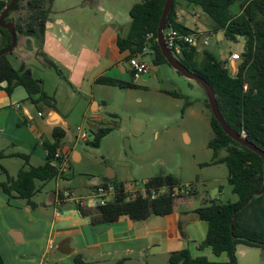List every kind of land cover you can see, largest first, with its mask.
Wrapping results in <instances>:
<instances>
[{
  "label": "rangeland",
  "instance_id": "obj_1",
  "mask_svg": "<svg viewBox=\"0 0 264 264\" xmlns=\"http://www.w3.org/2000/svg\"><path fill=\"white\" fill-rule=\"evenodd\" d=\"M29 1L23 0L20 10L11 14L15 24L25 25L33 14ZM102 1L107 5L111 0ZM83 4L84 0L45 1L46 11L49 13L50 10L59 11L63 7L66 12L70 11L63 16L67 18L66 22L71 28H92L96 21L103 23L106 20L104 13H99L96 18L93 13L80 11ZM238 10L239 5L232 8L234 13ZM185 18L186 27L199 34L201 51L196 56L199 67L205 63V52L225 62L230 54L240 53L244 49V38H239L236 43L223 34L219 39L213 32L210 20L203 14L193 16L185 13ZM24 38L25 36L20 35L19 43H24ZM34 45L36 46L35 42ZM7 58L16 70L21 69L22 62L15 50ZM24 58L30 61L27 68L31 69L33 77L43 81L45 92L60 93L63 101L59 99L56 108L66 112L64 116H67V110L74 104L68 97L71 87L66 83L58 85L61 79L56 71L38 62L40 57L37 60L31 56ZM145 61L154 71L150 79L144 80L141 77L136 80L128 73L125 79H121L134 83L135 88L95 86L92 106L100 105L101 111L93 114L91 106L85 119L78 112L72 117V123L75 122L69 126L65 139L60 143V153L68 158L65 172L60 173L56 180L46 183L42 191L32 199V205L26 200L9 198L0 189L1 231L4 230L8 235L12 230L21 231L27 234L28 240L31 229L44 234L47 231L46 226L54 219L55 208L49 204L53 192L59 189L70 190L77 198H89L94 194L95 184L102 182L109 171L116 176L114 182L124 184L126 190H132L133 184H138V188L142 189L145 181L156 176H175L179 184L189 185L193 189L191 193L175 198L174 207L181 213L194 212L213 203L225 205L238 201L228 183L227 165L219 162L227 156V152L221 150L215 157L213 150L209 148L214 133L211 127L212 113L206 106L204 89L168 64L155 66L150 56H146ZM228 68L232 73L233 68ZM174 93L180 97H175ZM11 97L12 103L0 110V154L20 153L28 155L30 160L27 165L19 157L2 159L0 163L6 172L0 173V183L7 182L8 178H16L22 169L44 165L47 162V153L42 143H54L53 129L45 124L50 107L32 104L27 100L28 94L22 87L16 88ZM24 105H27L32 115L25 113ZM80 118L82 120L79 121ZM100 129H108L110 133L95 147L92 143ZM83 135L86 136V141L81 139ZM74 153L79 155V160L77 155L74 158ZM67 206L63 211L68 212L74 204L68 203ZM56 210L63 212L61 207ZM189 228L194 231V237L199 244L206 239V222L200 221L189 225ZM12 243L11 257L7 255L5 264H40V259L30 255L42 250L43 238L35 242L29 240L22 245ZM187 243L189 249L185 250L194 258L206 257L210 262L228 261L226 254L218 257L209 248L201 251L192 241L188 240ZM130 257L131 260H127L125 264H170L159 247H151L143 255ZM236 257L238 264H264V247L239 246ZM42 264L53 263L46 260Z\"/></svg>",
  "mask_w": 264,
  "mask_h": 264
},
{
  "label": "trees",
  "instance_id": "obj_2",
  "mask_svg": "<svg viewBox=\"0 0 264 264\" xmlns=\"http://www.w3.org/2000/svg\"><path fill=\"white\" fill-rule=\"evenodd\" d=\"M22 1L16 3L13 11L20 10ZM45 1H29L33 14L25 25L16 24L17 44L20 35L34 40L44 38L49 14ZM165 3L166 0H145L143 3L135 4L130 10L129 32L125 37L121 36L118 39L120 51L130 52L129 59L150 46L154 52L153 64L155 66L168 64L157 43L158 27ZM183 3L199 9L210 20L214 33L221 32L228 40L236 43L239 38H244L242 60L238 62L235 75L230 72L227 62H221L206 52L205 63L199 67L196 61L198 47L185 48L177 58L189 71L211 85L216 94L220 113L231 129L264 151V0H174L166 29L173 26L180 33L199 35L177 21L178 8ZM8 5L0 3V16ZM236 5H239V10L234 13L232 8ZM148 35H151L150 40ZM11 41L10 33L0 27V51L7 49ZM49 65L57 70L52 63ZM3 83L7 85L3 87ZM96 84L121 89L136 87L134 83L105 76L99 77ZM18 87L26 90L27 100L32 104H44L55 108L52 99L43 89V81L34 78L30 68L22 64L18 71L12 66L7 55L0 57V89L12 96ZM173 95L180 97L177 93ZM206 106L210 110L207 100ZM211 127L214 138L210 141L209 148L213 150L215 157L221 150L227 152V156L219 162L227 165L228 183L233 193L237 195L238 201L225 205L213 203L195 211L199 220L208 225L207 237L198 245V249L202 251L209 248L218 257L226 254L228 261L210 262L206 257L194 258L188 250H182L170 254V264H238L236 257L238 246L264 247V195L255 197L246 205L249 197L261 190L264 185L263 160L256 153L228 137L213 115ZM109 133L108 129L98 130L92 145L98 147ZM65 137L66 132L63 129L54 128V143L48 141L42 143L47 152V162L39 167L20 170L16 178H8L7 182L0 183V189L9 198L26 200L32 205V199L42 191V187L60 176V172L51 165V161L55 154L60 152V143ZM6 157L22 158L27 165L30 160L28 155L20 153L9 155L1 153L0 161ZM2 172L6 170L0 163V173ZM114 181L110 182L116 188V198L113 202L97 209L77 207L81 216L89 218L92 225L113 224L122 217L143 222L152 216L165 217L173 213L175 197L171 194L154 201L140 196L130 198L125 193L124 184H116ZM180 186L182 185L176 177L168 174L147 180L146 190L172 191ZM0 264H5L1 253ZM75 264L87 263L79 256Z\"/></svg>",
  "mask_w": 264,
  "mask_h": 264
},
{
  "label": "crops",
  "instance_id": "obj_3",
  "mask_svg": "<svg viewBox=\"0 0 264 264\" xmlns=\"http://www.w3.org/2000/svg\"><path fill=\"white\" fill-rule=\"evenodd\" d=\"M144 1L111 0L106 5L102 0H84L80 11L93 13L96 18L99 13L105 14L106 20L103 23L96 21L92 28L86 26L71 28L66 22L67 18L63 16V14L66 16V13L70 11L66 12L64 7L59 11L50 10L44 38L34 40L35 51L23 46L19 52H16L26 67L30 65V61L25 59V56H31L35 60L40 57L42 61L37 60L38 62L56 71L61 79V83L58 85L66 83L68 87H71L68 97L74 101V104L67 110L69 111L67 116H64L67 114L66 112H61L62 110L56 108V104L59 105L57 101L62 99L60 93L58 91L46 92L55 105V108H50L45 118L47 126L53 130L57 127L61 128L67 133L69 126L75 122L72 123V117L77 112L85 119L91 110L92 101L95 99V86L98 85L96 80L99 77L105 76L121 80L125 79L127 73L132 75L128 65L130 52L120 51L118 39L121 36L125 37L129 32L132 7ZM185 13L193 16L202 14L199 9H194L185 3L181 4L178 8L177 21L184 26H186L184 23ZM217 35L221 39L219 34ZM198 51H201L200 45ZM242 52L243 50L240 54ZM150 57L153 61L154 56L150 55ZM49 63H52L57 70ZM229 66L233 68L232 74L235 75L237 63L229 64ZM12 98L4 90H1L0 110L7 108L12 103ZM24 107L25 113L32 115L27 105ZM99 111H101L100 105L94 104L92 113L97 114ZM52 116L57 118V125L48 124ZM80 120L82 119L80 118ZM39 133V135L42 134L41 131ZM73 155L74 158L77 155L79 160L77 153ZM101 184L103 182L95 184V188ZM60 192L63 191L59 189L50 195L49 204L54 206L55 214L49 226H46L47 231L42 234L41 231L31 229L30 232L29 240L34 242L40 238L44 240L42 250L35 251L33 255H30L40 259V264L46 260L53 264H75V260L79 256L88 264H119L120 262L125 264L127 260H131L130 256L143 255L151 247H159L162 254L169 260L171 253L189 249L188 240L196 244L198 249L199 243L194 237V231L189 228V225L200 222L195 211L181 213L174 207L173 213L168 216H152L143 222H135L128 217H122L113 224L92 225L89 218L81 216L74 202L67 201L61 206L57 204V195ZM68 203H73L74 206L65 212L63 208H67ZM60 207L63 212L56 210ZM185 225L188 227L186 228ZM29 240L27 234L21 231L12 230L8 235L4 230H0V253L4 262L7 255L11 257L12 242L22 245ZM50 243L54 244L53 248H50Z\"/></svg>",
  "mask_w": 264,
  "mask_h": 264
},
{
  "label": "built area",
  "instance_id": "obj_4",
  "mask_svg": "<svg viewBox=\"0 0 264 264\" xmlns=\"http://www.w3.org/2000/svg\"><path fill=\"white\" fill-rule=\"evenodd\" d=\"M11 0H0L1 4L8 5ZM165 44L168 49L175 53L177 56L181 55L185 48L198 47L199 46V35L195 33L183 34L176 30L173 26L165 29ZM151 39V35H148V40ZM154 52L147 46L144 48L143 52L139 55L128 60V65L132 76L134 79L138 80L141 77L148 75L151 71L149 65L145 61V57L153 55ZM242 60L240 53H232L226 58V62L229 64L238 63ZM81 139L86 141V136H81ZM68 160L67 155L58 152L55 154L51 161V165L56 167L60 173L65 172L66 161ZM147 181L143 183L144 187L142 189L138 188V184L132 185V190L125 193L128 194L130 198L142 197L144 199H149L151 201L157 200L160 197L171 194L173 197H179L192 192V187L180 186L174 188L172 191L169 189H159L147 192L146 190ZM116 198V188L112 183H104L97 186L94 190V194L91 197L77 198L75 193L70 190H64L57 195V204L61 206L64 202L72 201L77 207L97 209L99 207H104L107 204L113 202ZM54 244L50 243V248H53Z\"/></svg>",
  "mask_w": 264,
  "mask_h": 264
},
{
  "label": "water",
  "instance_id": "obj_5",
  "mask_svg": "<svg viewBox=\"0 0 264 264\" xmlns=\"http://www.w3.org/2000/svg\"><path fill=\"white\" fill-rule=\"evenodd\" d=\"M19 0H12L11 3L6 7V9L4 10L3 14L1 15L0 18V27H2L3 29H5L6 31H8L11 35L12 41L11 44L9 45V47L7 49H4L2 51H0V57L5 56L10 54L11 52H19L20 48L25 46L29 49L31 48L33 51H35V45H34V39L31 37H25L24 38V43H19L17 44V33H16V29H15V20L12 17H9V21L8 23H4L5 19H6V15L14 8V6L16 5V3ZM174 5V0H166L165 6H164V10L160 19V23H159V27H158V33H157V43L158 46L160 47V50L163 54V56L166 58L168 64L177 72H179L180 74H182L183 76H185L187 79L196 81L197 83H199L202 88L204 89L205 93H206V97H207V102L208 105L210 106V110L211 113L213 115V117L221 124L225 134L230 137L232 140H234L236 143L242 145L243 147L251 150L252 152L256 153L257 155H259L264 163V151H262L261 149H259L256 145H254L253 143L249 142L245 137H243L242 135L238 134L237 132H235L233 129H231V127L226 123L225 119L223 118L222 114L220 113L219 107H218V103L216 100V94L213 90V88L211 87V85L206 82L202 77H200L199 75L189 71L177 58V55L173 52H171L168 47L165 44V29H166V23L167 20L170 16V13L172 11ZM13 14V13H12ZM223 35V33H219V37H221ZM26 43L28 45H26ZM17 44V46H16ZM154 74V71L151 70L150 73L148 75L143 76L144 80H148L150 79V77ZM7 85V83H3V87H5ZM94 113V112H93ZM48 124L50 125H57L58 121L57 118H55V116H52L50 118V120L48 121ZM115 180V175L112 171H109L102 179L103 184L104 183H110L113 182ZM264 195V185L262 187L261 190L256 191L253 195H251L249 197V199L246 201V205L249 204L252 200H254L255 197H260ZM17 244H19L18 241H16ZM242 246V245H240ZM239 247V246H238ZM237 247V248H238Z\"/></svg>",
  "mask_w": 264,
  "mask_h": 264
},
{
  "label": "flooded vegetation",
  "instance_id": "obj_6",
  "mask_svg": "<svg viewBox=\"0 0 264 264\" xmlns=\"http://www.w3.org/2000/svg\"><path fill=\"white\" fill-rule=\"evenodd\" d=\"M12 1V0H11ZM11 2H9V4H10ZM6 9V8H5ZM4 12V11H3ZM14 12H16V11H13V9L6 15V19H5V21H4V23H8V21H9V17L11 16V14L12 13H14ZM3 14V13H2ZM1 14V15H2ZM0 18H1V16H0Z\"/></svg>",
  "mask_w": 264,
  "mask_h": 264
}]
</instances>
